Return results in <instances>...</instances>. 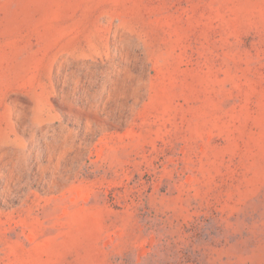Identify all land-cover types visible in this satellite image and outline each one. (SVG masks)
Returning a JSON list of instances; mask_svg holds the SVG:
<instances>
[{"label":"rangeland","instance_id":"374dc122","mask_svg":"<svg viewBox=\"0 0 264 264\" xmlns=\"http://www.w3.org/2000/svg\"><path fill=\"white\" fill-rule=\"evenodd\" d=\"M0 264H264V0H0Z\"/></svg>","mask_w":264,"mask_h":264}]
</instances>
